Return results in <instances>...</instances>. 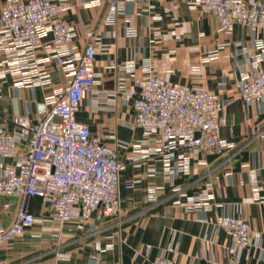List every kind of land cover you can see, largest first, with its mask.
I'll return each mask as SVG.
<instances>
[{
  "label": "crops",
  "instance_id": "1",
  "mask_svg": "<svg viewBox=\"0 0 264 264\" xmlns=\"http://www.w3.org/2000/svg\"><path fill=\"white\" fill-rule=\"evenodd\" d=\"M66 1L70 8L63 18L75 33V53H83L92 34L103 44L94 61L96 83L76 120L115 147L122 160L139 159L120 172L119 218H92L78 229L76 216L60 227L35 198L30 202L35 226L23 238L0 245V264H149L162 252L179 264H264V136L257 134L264 133V99L246 103L238 89L242 72L264 48V29L235 25L231 33L222 32L218 19L191 0H125L114 25L102 22L106 0L90 7L84 4L92 0ZM51 39L50 33L41 38L39 56L50 53ZM47 68L49 86H17L12 76L0 81V123L43 115L44 98L71 75L53 63ZM165 73L173 82L219 93L226 102L220 137L231 143L222 155L186 151V171L173 178L165 177L162 160L143 142L144 130L133 125L135 80ZM205 192L211 194L205 208H186ZM5 199L0 196V204ZM225 216L246 220L260 246L232 251L230 236L216 225ZM0 221L9 225L11 216L1 214Z\"/></svg>",
  "mask_w": 264,
  "mask_h": 264
},
{
  "label": "built area",
  "instance_id": "2",
  "mask_svg": "<svg viewBox=\"0 0 264 264\" xmlns=\"http://www.w3.org/2000/svg\"><path fill=\"white\" fill-rule=\"evenodd\" d=\"M106 2L102 22L114 25L126 1ZM99 3L100 0H92L84 5ZM191 3L202 13L214 15L222 32L231 33L235 25L253 32L264 29V0ZM69 8L66 0L2 1L0 81L12 76L17 79V86H49L48 63L71 71V75L63 87L44 98L42 116L31 120L19 115L9 123H0V196L6 198L0 204V215L11 216L9 225L0 221V245L23 238L35 226L37 217L30 210L35 198L60 227L76 216L80 220L78 229L92 218H119L120 172L128 162L139 159L133 156L122 160L115 147L103 144L92 136L88 125L76 120L81 101L96 83L94 61L103 44L100 36L92 34L83 53H75V33L63 18ZM48 33L52 36L50 53L41 57V38ZM127 33L132 34L133 30ZM251 62V68L242 72L238 81L239 96L246 103L264 99V48ZM110 63L114 65L113 60ZM135 87L137 92L131 90L133 125L144 130L143 142L150 143V154L162 160L166 178L186 171V151L222 155L231 150V143L220 137L226 102L218 92L200 84L173 82L167 73L148 74L135 80ZM257 134L264 136L262 131ZM176 152L179 153L175 155ZM210 198L207 192L200 194L191 198L186 208H205ZM216 225L230 236L232 251L260 246L259 235L238 216L219 217ZM148 263L179 264L164 252L148 259Z\"/></svg>",
  "mask_w": 264,
  "mask_h": 264
},
{
  "label": "water",
  "instance_id": "3",
  "mask_svg": "<svg viewBox=\"0 0 264 264\" xmlns=\"http://www.w3.org/2000/svg\"><path fill=\"white\" fill-rule=\"evenodd\" d=\"M196 135L198 136V133H196Z\"/></svg>",
  "mask_w": 264,
  "mask_h": 264
}]
</instances>
